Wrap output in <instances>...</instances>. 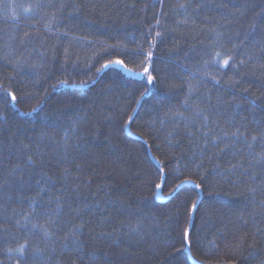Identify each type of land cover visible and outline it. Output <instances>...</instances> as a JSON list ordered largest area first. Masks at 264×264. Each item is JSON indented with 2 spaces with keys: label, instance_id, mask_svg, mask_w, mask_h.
<instances>
[{
  "label": "trees",
  "instance_id": "trees-1",
  "mask_svg": "<svg viewBox=\"0 0 264 264\" xmlns=\"http://www.w3.org/2000/svg\"><path fill=\"white\" fill-rule=\"evenodd\" d=\"M261 152L264 0H0V264H264Z\"/></svg>",
  "mask_w": 264,
  "mask_h": 264
},
{
  "label": "snow or ice",
  "instance_id": "snow-or-ice-1",
  "mask_svg": "<svg viewBox=\"0 0 264 264\" xmlns=\"http://www.w3.org/2000/svg\"><path fill=\"white\" fill-rule=\"evenodd\" d=\"M181 7H183V5H181ZM157 23H159V21H157ZM157 35H159V33H157ZM217 55H219V53H217ZM148 58L151 59V52L148 53ZM109 63H110V64H114V65H119V66H121V67H124L123 62L120 61V60L110 61ZM228 63H229V60H228V59H224V60L222 61V64H223V65H228ZM241 63H243V61H241ZM108 66H109L108 64H105L103 67L107 68ZM98 71H99V70H98ZM128 71H131V69H128ZM148 71H149L148 68L145 67V68H144V73H148ZM153 79H154V77H153L152 75L149 74V75L147 76V80H148V83H149L150 85L153 83ZM6 91H7V90H6ZM147 91H148V90L145 89V92H147ZM189 91H191V89H189ZM141 95H143V93H142ZM7 96H8V97H11V101H12L13 103L15 102L16 97H15V95H13L12 92H7ZM34 111H35V110H34ZM177 115H183V114H182V113H177ZM196 115H197V116H200L201 113H200V112H197ZM203 120L205 121V123H204L203 125H201V127L207 128V123H206V121H207V117H206V116L203 117ZM196 131H200V128H197ZM189 135H194V133H191V132H190ZM203 136H204V138H205V144H204V147L207 148V147H208V143H209V141L207 140L208 132L205 131V132L203 133ZM256 139H257L256 136H253V137H252V141H253V142H255ZM210 143H211L213 146H216V140H215V139L211 140ZM248 146L251 147L252 145L249 144ZM254 160L256 161V163L264 162V152H261L259 155L255 156V157H254ZM159 173H160V175H161V179H162V180H163V179H166V176L164 175V169H163V168H161V169L159 170ZM187 182H189V181H181L180 184H177V185L175 186L176 189H179V188L182 186L183 183H187ZM162 186H163L162 183H157V184L155 185V187H156L157 190L161 189ZM196 187L198 188L199 185H196ZM195 207H196V204H195V202H193V209H195ZM183 238H184V241L187 242V240H188V232H187V230L184 231V233H183ZM24 250H25V245L22 244V245L19 246V248L15 249V252H16L17 255H19V256L22 258V257H23V254H24ZM9 251H12V250H9Z\"/></svg>",
  "mask_w": 264,
  "mask_h": 264
},
{
  "label": "rangeland",
  "instance_id": "rangeland-1",
  "mask_svg": "<svg viewBox=\"0 0 264 264\" xmlns=\"http://www.w3.org/2000/svg\"><path fill=\"white\" fill-rule=\"evenodd\" d=\"M116 60H118V59H116ZM115 61V60H114ZM108 65L109 66H115V67H118V68H121L125 73H127V74H129V75H132V76H137V77H143V78H145L146 80H147V76L149 75V72L148 73H144V69L143 70H133V69H131V71H128V69H130V68H128V67H126L124 64V67H121V66H119V65H114V64H110V63H108ZM145 67H147L148 68V65H146ZM144 67V68H145ZM156 196L158 197V198H160L161 196H160V191L159 190H156Z\"/></svg>",
  "mask_w": 264,
  "mask_h": 264
}]
</instances>
